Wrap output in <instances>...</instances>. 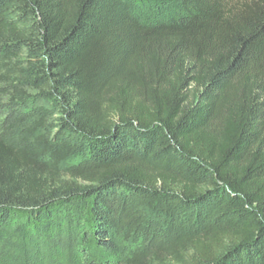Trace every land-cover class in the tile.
Returning <instances> with one entry per match:
<instances>
[{
  "label": "trees",
  "instance_id": "obj_1",
  "mask_svg": "<svg viewBox=\"0 0 264 264\" xmlns=\"http://www.w3.org/2000/svg\"><path fill=\"white\" fill-rule=\"evenodd\" d=\"M0 264H264V0H0Z\"/></svg>",
  "mask_w": 264,
  "mask_h": 264
},
{
  "label": "rangeland",
  "instance_id": "obj_2",
  "mask_svg": "<svg viewBox=\"0 0 264 264\" xmlns=\"http://www.w3.org/2000/svg\"><path fill=\"white\" fill-rule=\"evenodd\" d=\"M192 90H194V89H192ZM194 92H195V91H193V93H194ZM45 250H46V247H45V249H43V252H42L43 254H45V253H44ZM52 254H53V253H50V252L48 253V258L45 259V262H46V261L49 262L50 259H51V261L54 260V257L52 256ZM50 256H51V258H50Z\"/></svg>",
  "mask_w": 264,
  "mask_h": 264
}]
</instances>
